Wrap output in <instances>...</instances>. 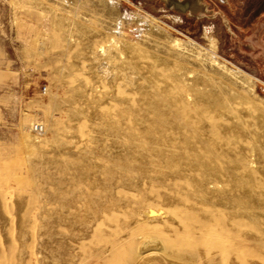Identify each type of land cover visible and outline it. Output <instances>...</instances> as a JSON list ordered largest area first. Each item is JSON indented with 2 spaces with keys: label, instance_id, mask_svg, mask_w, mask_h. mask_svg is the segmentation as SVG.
Listing matches in <instances>:
<instances>
[{
  "label": "rangeland",
  "instance_id": "1",
  "mask_svg": "<svg viewBox=\"0 0 264 264\" xmlns=\"http://www.w3.org/2000/svg\"><path fill=\"white\" fill-rule=\"evenodd\" d=\"M187 1L0 0V264H59L43 247L45 228L60 213L49 215L60 204L47 200L48 174L77 175L88 181L106 172L117 179L127 173L118 167L123 141L102 126L97 114L102 103L116 117L120 111L116 101L129 91L124 65L106 59L110 43L97 38L100 31L111 32L116 39L132 37L157 56L176 55L180 46L213 60L243 79L238 81L249 97L253 116L256 122L262 120L264 0H201L200 8L190 7ZM79 21L86 24L83 32L78 31ZM87 42L105 48L104 77L87 55ZM169 65L176 63L169 61ZM92 87L106 98L101 101ZM234 108L244 112L247 106ZM36 124L43 125L44 132H36ZM32 139L43 142L34 148ZM135 171L130 176L138 180L141 172ZM129 214L128 209L110 222L99 223L93 240L75 252L76 263L200 264L194 262L189 243L172 252L167 236L152 231L145 240L126 241L104 262L90 260L93 249L134 229ZM28 247L31 252L44 249L32 256L25 253Z\"/></svg>",
  "mask_w": 264,
  "mask_h": 264
},
{
  "label": "bare ground",
  "instance_id": "2",
  "mask_svg": "<svg viewBox=\"0 0 264 264\" xmlns=\"http://www.w3.org/2000/svg\"><path fill=\"white\" fill-rule=\"evenodd\" d=\"M187 2L203 7L201 0ZM77 25L83 32L86 24ZM110 33L100 31L97 38L110 43L105 56L110 64L122 61L129 91L116 101V117L102 103L97 114L123 141L118 167L127 173L117 179L106 172L88 181L48 174L46 198L60 204L49 215L60 213L45 228L43 247L59 264H77L75 252L93 240L98 224L129 209L134 229L93 249L90 260L104 262L126 241L145 240L152 231L167 236L172 252L189 243L195 263L264 264V116L256 122L239 76L192 55L178 46L179 39L176 55L163 57L132 37ZM84 47L104 77L105 48L89 42ZM91 90L101 101L107 96L97 87ZM235 104L247 108L238 112ZM31 142L35 148L43 141ZM135 169L141 172L138 180L130 176ZM30 249L25 253L36 256L44 248Z\"/></svg>",
  "mask_w": 264,
  "mask_h": 264
},
{
  "label": "built area",
  "instance_id": "3",
  "mask_svg": "<svg viewBox=\"0 0 264 264\" xmlns=\"http://www.w3.org/2000/svg\"><path fill=\"white\" fill-rule=\"evenodd\" d=\"M44 91H46V88H44ZM34 130H35L36 132H38V133H42V132H44V126L41 125V124H36V125L34 126Z\"/></svg>",
  "mask_w": 264,
  "mask_h": 264
}]
</instances>
